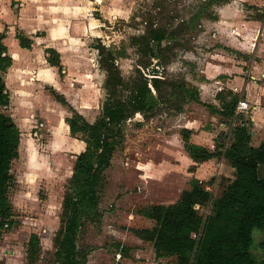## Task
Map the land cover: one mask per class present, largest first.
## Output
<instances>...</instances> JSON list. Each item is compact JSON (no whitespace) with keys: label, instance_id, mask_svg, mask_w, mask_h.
Returning a JSON list of instances; mask_svg holds the SVG:
<instances>
[{"label":"rangeland","instance_id":"rangeland-1","mask_svg":"<svg viewBox=\"0 0 264 264\" xmlns=\"http://www.w3.org/2000/svg\"><path fill=\"white\" fill-rule=\"evenodd\" d=\"M103 1L102 9L96 6L86 11V18L96 17L99 27L87 43H81L86 46L85 58L90 62L88 72L95 69L85 75L98 94L93 116H99L106 97V73L95 48L98 37L115 51L127 81L134 83L143 74L150 80L152 73L158 72L163 82L159 91L149 84L153 106H147L144 114L137 112L125 123L124 140L105 170L98 214L94 219H84L78 246L87 253V264H179L175 256L156 257L153 241L142 238L138 231L156 225L144 210L176 202L183 190L191 188L193 179L199 178L211 192L208 203L197 205L205 216L235 178V168L221 153L223 144L231 142L232 123L239 122L240 115L231 120L214 111V107L221 108L224 100L229 101L234 94L239 100L240 93L217 86L215 91L201 89L206 79L201 71L203 64L212 55L211 50L223 44L212 40L216 29L210 20L217 18L216 4L206 0ZM261 8L264 14V5ZM147 22L165 28L168 34L162 50L155 47L163 60L158 71L153 70L157 58L144 67L151 51L142 50L134 41L135 36L146 32ZM166 57L170 59L164 62ZM72 80L73 87L86 82ZM193 94L200 99H193ZM67 108H59L56 113L57 108L50 107L49 116L37 108L31 115L19 117L23 134L19 157L12 165L16 175L9 194L12 223L2 232L5 248L10 245L16 251L19 264H49L53 258L56 237L63 225L66 185L73 172L74 155L82 149L80 136L70 135L64 123ZM242 116L248 117L245 112ZM201 130L206 132L198 137L200 145L216 148L220 152L217 157L204 161L189 154L188 143H195L194 131ZM260 173L264 176L263 164ZM32 234L38 236L39 243L30 256ZM253 236L252 252L260 259L264 231L255 228Z\"/></svg>","mask_w":264,"mask_h":264},{"label":"trees","instance_id":"trees-1","mask_svg":"<svg viewBox=\"0 0 264 264\" xmlns=\"http://www.w3.org/2000/svg\"><path fill=\"white\" fill-rule=\"evenodd\" d=\"M206 1L208 4H223L230 0ZM3 37L0 33V237L4 228L12 223L9 194L16 181L12 164L19 157L21 137L12 116L2 110L10 101L4 74L12 64V56ZM19 37L22 46L31 45L30 38ZM167 37L165 28L148 22L146 32L134 37L142 50L151 51L144 67L153 64L152 58H157L153 70L158 71L163 60L155 47L162 50V42ZM98 39L95 48L99 51L100 67L106 73V97L96 120L89 122L62 94L53 91L58 101L69 105L72 114L66 117V121L70 133L76 137L79 135L86 142V148L75 156L63 199V225L56 237V248L49 264H87V253L78 246L80 228L84 219H94L98 214L105 170L124 140L125 123L137 112L144 114L147 106H153L154 96L149 84L159 91L163 82L158 72H154L150 80L143 74L141 79L130 83L121 73L115 51L106 46L100 37ZM47 51L50 53L48 61L60 66L57 51L53 48ZM169 59L166 57L164 62ZM237 97L234 94L229 101L223 99L221 108L214 107V111L231 120L240 115L239 122L232 123L231 142L223 144L221 153L235 168V178L213 201L211 212L205 216L199 212L197 205L208 203L211 192L199 178L192 180L191 188L183 190L176 202L151 205L144 210L143 213L153 218L156 225L153 229H142L138 234L153 241L156 257L175 256L179 264H264V239L260 241L263 249L260 259L251 248L253 230L264 231V176L260 173V165H264V141L257 146L252 145L247 119L242 116L243 112L236 113ZM192 98L196 101L200 99L198 94H193ZM187 150L192 158L204 161L220 154L216 148L211 150L196 143H188ZM38 243V236L32 234L28 249L30 256L34 255Z\"/></svg>","mask_w":264,"mask_h":264},{"label":"crops","instance_id":"crops-1","mask_svg":"<svg viewBox=\"0 0 264 264\" xmlns=\"http://www.w3.org/2000/svg\"><path fill=\"white\" fill-rule=\"evenodd\" d=\"M263 5L264 0H232L216 4L217 18L210 20L216 29L212 40L223 44L211 50L212 55L206 58L201 69L206 78L201 89L226 88L240 93V99L249 101L251 109L245 114L251 129V143L255 146L264 141ZM96 6L102 9L104 1L0 0V33L12 56V64L4 74L10 101L2 110L12 116L21 135L23 129L19 117L31 115L32 110L39 108L40 113L49 116L48 108H57V113L59 108L66 109L67 106L66 117L72 114L69 105L58 101L53 91L62 94L89 122L96 120L93 107L98 101L97 90L85 79V75L95 69L88 72L90 62L85 58L86 46L81 44L87 43L98 31V19L92 15L86 18V11ZM19 35L30 38L31 45L22 46ZM48 48L57 51L60 66L48 61ZM72 79L86 82L73 87ZM64 123L71 135L66 119ZM195 132L194 142L200 144L198 137L206 131ZM80 146L82 149L74 157L86 148L82 138ZM3 236L0 237V264H19L16 251L9 244V249L5 248Z\"/></svg>","mask_w":264,"mask_h":264},{"label":"built area","instance_id":"built-area-1","mask_svg":"<svg viewBox=\"0 0 264 264\" xmlns=\"http://www.w3.org/2000/svg\"><path fill=\"white\" fill-rule=\"evenodd\" d=\"M251 109V105L248 100L240 99L236 106V113L239 114L241 112H247Z\"/></svg>","mask_w":264,"mask_h":264}]
</instances>
